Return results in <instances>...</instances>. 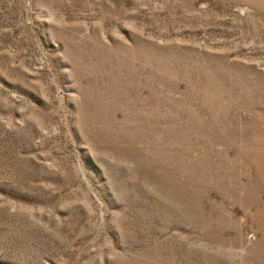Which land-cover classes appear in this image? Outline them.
Returning a JSON list of instances; mask_svg holds the SVG:
<instances>
[{
    "label": "rangeland",
    "instance_id": "rangeland-1",
    "mask_svg": "<svg viewBox=\"0 0 264 264\" xmlns=\"http://www.w3.org/2000/svg\"><path fill=\"white\" fill-rule=\"evenodd\" d=\"M0 264H264V0H0Z\"/></svg>",
    "mask_w": 264,
    "mask_h": 264
}]
</instances>
